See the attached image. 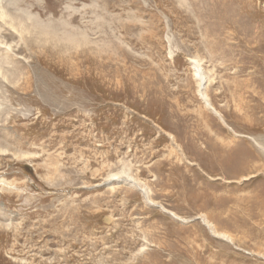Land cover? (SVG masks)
Returning <instances> with one entry per match:
<instances>
[{"label":"rangeland","instance_id":"rangeland-1","mask_svg":"<svg viewBox=\"0 0 264 264\" xmlns=\"http://www.w3.org/2000/svg\"><path fill=\"white\" fill-rule=\"evenodd\" d=\"M0 6L32 31L0 21V264H264V0Z\"/></svg>","mask_w":264,"mask_h":264},{"label":"bare ground","instance_id":"bare-ground-1","mask_svg":"<svg viewBox=\"0 0 264 264\" xmlns=\"http://www.w3.org/2000/svg\"><path fill=\"white\" fill-rule=\"evenodd\" d=\"M12 14V13H11ZM10 13L6 12L5 10H3L0 6V21L3 23L2 25H4V27L2 28H5V31L4 33L5 34H9V35H12L14 36L12 33H17L19 34L20 38L22 40H25L24 38V35L25 34H29L31 33L32 31H30V28L29 27V24H28V19H23V18H20V19H16L14 18ZM30 19V18H29ZM31 21V19H30ZM1 24V23H0ZM32 25V24H31ZM30 25V26H31ZM1 27V26H0ZM38 28L40 27L41 28V33H38V31L36 33H38V36H36L38 39V41L41 42H44V43H47V42H55V43H60L61 41H71V43L73 45L77 44L78 41H76V38L77 36L76 35H68L66 34L63 38V40H59L55 34L52 35L50 32L47 31V29L45 27H43L42 25L40 26H37ZM36 28V27H34ZM51 35V36H49ZM4 36V35H3ZM18 36V38H19ZM49 36V38L47 37ZM1 37V35H0ZM7 37V36H6ZM45 37V38H43ZM2 38V37H1ZM11 38V37H10ZM9 39V37H8ZM35 39V40H36ZM85 39V38H84ZM20 40V39H19ZM21 41V40H20ZM10 44V43H9ZM58 46V44L56 45ZM4 50L3 53H5L7 59L10 58V55H11V50L12 47L11 45H8L7 42L5 41H2L0 40V50ZM65 49V48H64ZM22 50V49H21ZM21 52V51H20ZM5 57V56H4ZM14 57V56H13ZM6 59V58H5ZM42 59V58H41ZM44 60V59H43ZM10 59L7 61V63L10 65ZM50 61V60H49ZM38 62V60H37ZM42 62V60H41ZM16 63V62H15ZM46 63V62H45ZM44 63V64H45ZM13 64V63H12ZM18 64V63H17ZM49 64V63H48ZM58 64V63H57ZM62 64V63H61ZM55 65V63H54ZM191 65L193 66L194 68V77H195V81L197 82V87H198V96L200 98V100L203 102V104L205 105V107L211 111H213L215 113V115L219 116L220 117V114L218 113V111L214 108L212 102H211V99H210V96L208 94V83H209V80H208V77H206L205 73H204V70L202 69V66H201V63L199 60H194L191 62ZM19 66V65H17ZM46 66V65H44ZM59 66V65H58ZM65 66V65H64ZM61 68V67H60ZM44 69V68H43ZM47 68H45L46 70ZM49 69V68H48ZM50 70V69H49ZM26 71V70H25ZM48 71V70H47ZM60 71V70H59ZM57 71V72H59ZM67 71V69H66ZM55 72V71H54ZM64 72V71H63ZM68 72V71H67ZM70 74V73H69ZM64 75V74H63ZM79 75V74H78ZM81 75V74H80ZM31 78V77H30ZM32 79V78H31ZM62 79V78H61ZM8 81V76L7 74L3 71V67H2V64L0 63V81ZM28 81V79H27ZM28 83V82H27ZM30 87V85H29ZM58 87V86H57ZM56 89H59V88H56ZM217 133V132H216ZM217 134H220V133H217ZM222 135V134H221ZM207 136V140L205 141V143H203L202 145H204V147H210V152L208 153L213 159L214 161L218 162V164L213 167V169L215 170H219V171H223V172H227L228 174L227 175H232V177H235L239 174H244V173H247L248 171H251L252 170V167L250 166V162L253 160V156L248 153V150L246 149V147H244V145H241V144H237L238 142L233 140L231 141L230 143L234 144V147L231 149L230 148V151H226V150H222L220 149L218 146L216 145H213L212 144V139L210 138V136L206 135ZM217 136H215V139H216ZM200 139V138H199ZM252 140V139H251ZM218 141V140H216ZM215 141V142H216ZM208 142V143H207ZM256 143V142H255ZM208 145V146H207ZM256 145H259L261 148V144H257ZM206 148H204V150H206ZM223 148V147H222ZM203 150V149H202ZM210 161V160H209ZM213 161V160H212ZM263 161V160H262ZM216 162V163H217ZM253 171V170H252ZM248 176V175H247ZM242 177V176H241ZM115 178V177H114Z\"/></svg>","mask_w":264,"mask_h":264}]
</instances>
